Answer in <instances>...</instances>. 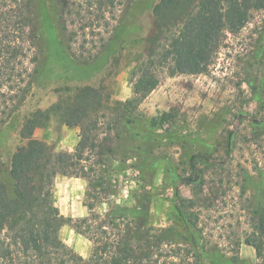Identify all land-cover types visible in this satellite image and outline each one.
<instances>
[{"label":"rangeland","instance_id":"obj_1","mask_svg":"<svg viewBox=\"0 0 264 264\" xmlns=\"http://www.w3.org/2000/svg\"><path fill=\"white\" fill-rule=\"evenodd\" d=\"M158 1L133 0L125 12H117L102 34L106 46L98 36L97 56L86 62L74 54L79 49H68L64 41L56 15L61 4L35 0L42 35L39 60L31 65L36 72L28 97L0 124V181L11 183L12 157L26 143L20 130L29 115L46 111L76 87L103 84L111 106L100 112L98 142H103L104 158L112 156L113 147L118 160L94 164L99 148L87 150L89 160L83 162L102 169L111 184V194L95 210L103 214L110 209L108 203L133 207L142 202L150 186L143 187L140 181L139 158L142 164L155 165V196L147 206L158 240L156 264H264V235L258 228L259 220L264 226V9L238 33L226 35L208 72L163 74L158 87L136 108L117 107L132 97L135 59L147 54L145 39L152 31V8ZM71 23L69 18V28L74 27ZM78 39L75 48L82 36ZM117 110L134 119V128L115 146L117 130L108 127L120 113ZM258 121L263 122L262 131L257 130ZM80 132V126L70 127L50 113L41 115L34 137L46 141L54 153L73 152ZM194 154L207 158L198 163L203 181L187 183L184 178L192 175ZM54 175V204L61 214L86 215L87 179ZM182 198L195 201L188 214L197 225L191 222L190 230L177 220ZM59 234L76 252L90 257L92 243L84 235L69 224ZM248 239L261 246V255Z\"/></svg>","mask_w":264,"mask_h":264},{"label":"trees","instance_id":"obj_2","mask_svg":"<svg viewBox=\"0 0 264 264\" xmlns=\"http://www.w3.org/2000/svg\"><path fill=\"white\" fill-rule=\"evenodd\" d=\"M61 4L56 10L59 26L65 33L68 49L84 61L95 58L98 36L101 46H106L102 35L116 19L117 12H125L133 0H55ZM264 9V0H159L152 8L154 23L145 39L147 54L137 57L131 74L132 97L118 102L117 107L139 105L158 87L162 75L203 74L216 62L219 49L228 33H238L254 16ZM72 20L70 27L67 24ZM65 22L62 26L60 21ZM71 22V21H70ZM37 21L35 0H0V124L24 103L33 86L35 67L39 60L42 39ZM76 25V27H75ZM116 29L118 27L116 26ZM82 36L81 43L76 44ZM93 48V49H92ZM104 85H84L66 96H60L46 111H35L21 126V138L26 143L17 147L12 157L8 185L0 181V264H156L154 246L156 229L149 224L154 198L155 165L139 159L140 181L150 188L139 205L108 203V213H100L95 206L104 203L111 194V184L105 172L94 168L95 163L115 164L112 156L104 158L103 142H98L100 112L110 105L104 96ZM119 111V110H117ZM109 130H117L115 146L123 134L130 135L134 119L125 118L119 111ZM56 115L61 122L80 126V140L73 152L54 153L48 143L34 137L42 114ZM165 116H171L165 113ZM166 119V118H165ZM263 122H257L262 131ZM99 148V158L93 165L87 150ZM207 161L204 154L193 155L190 160L192 175L185 181L201 180L199 161ZM52 167V169L49 168ZM87 179V214L79 217L65 216L56 206L53 186L54 174ZM141 196V195H140ZM141 198V197H139ZM140 200V199H139ZM177 220L190 230L193 222L188 214L194 198H182ZM191 203V205L189 204ZM259 230L264 235L263 221ZM69 224L77 233L92 243L91 254L86 259L68 245L59 231ZM259 255L262 248L254 240Z\"/></svg>","mask_w":264,"mask_h":264}]
</instances>
